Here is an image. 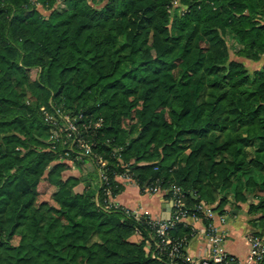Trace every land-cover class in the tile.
Masks as SVG:
<instances>
[{"label":"trees","instance_id":"trees-1","mask_svg":"<svg viewBox=\"0 0 264 264\" xmlns=\"http://www.w3.org/2000/svg\"><path fill=\"white\" fill-rule=\"evenodd\" d=\"M263 55L264 0H0V264H151L146 218L104 210L87 175L77 193L53 165L51 103L102 120L110 181L175 185L189 213L253 199L264 222V65L237 61Z\"/></svg>","mask_w":264,"mask_h":264},{"label":"built area","instance_id":"built-area-1","mask_svg":"<svg viewBox=\"0 0 264 264\" xmlns=\"http://www.w3.org/2000/svg\"><path fill=\"white\" fill-rule=\"evenodd\" d=\"M45 124L50 133L47 143L51 151L58 146L63 149L64 156H71L74 162H81L88 157L95 166L99 188L104 195V210H120L125 215L139 221L146 218L145 226L150 233L145 240V252L154 264H264V234L254 232L248 240V251L244 258H237L226 250L227 234L222 229L227 215H218L211 206L200 201L195 205L194 213L185 208L184 194L178 187L164 189L169 194V220L142 215L138 211L129 210L118 204L117 196H113V188L123 189L135 185L146 195H162L159 182L139 187L128 169L122 172L112 171V181L108 173V161L97 152L99 148L96 135L102 127V120L91 114L82 112L70 113L50 105V110L41 108ZM109 146V140H106ZM122 149H114L119 153ZM117 161L120 155L117 154ZM80 160V161H79ZM112 183V184H111ZM187 222V223H184ZM187 225L189 232L182 237H174L171 232L176 224ZM194 248V253L190 249ZM189 249V251H188Z\"/></svg>","mask_w":264,"mask_h":264},{"label":"crops","instance_id":"crops-1","mask_svg":"<svg viewBox=\"0 0 264 264\" xmlns=\"http://www.w3.org/2000/svg\"><path fill=\"white\" fill-rule=\"evenodd\" d=\"M262 58H264V55ZM83 186V184H78L75 188L76 192L81 193L82 189H84ZM116 201L119 205L132 211H138L142 215L147 214L150 217L162 220H167V217L170 216V203L164 195H146L135 185H129L124 188L117 195ZM252 203L255 202L248 200L245 204H240L242 212L237 209L234 210L237 212L232 211L231 213L224 214L227 215L226 222L222 226V229L227 234L226 250L237 258H244L246 256L249 237L258 231L256 228L254 229L252 222H250L253 218L249 215V204ZM217 214L220 215L219 213ZM190 251L194 253V248L192 247Z\"/></svg>","mask_w":264,"mask_h":264},{"label":"rangeland","instance_id":"rangeland-1","mask_svg":"<svg viewBox=\"0 0 264 264\" xmlns=\"http://www.w3.org/2000/svg\"><path fill=\"white\" fill-rule=\"evenodd\" d=\"M228 44L230 46V43H228ZM232 59H236V58L233 57ZM237 61L240 62V63H242V64H244L250 72L251 71H254V70H256V69H258V68H260V67H262L264 65V58H262V57H261V59L258 62H252V61H249V60H246V59H243V58H237ZM50 102H51V100H50ZM51 104H53V103H51ZM41 108L46 109L47 107L46 106H42ZM41 108L39 109L40 110V113L42 112L41 111ZM47 109L50 110V107L47 108ZM47 130H48V136H49L50 129H47ZM48 136H47V138L45 140V143H46L47 146H49V144L47 143ZM57 149H58V147L56 148V150H54V152H56ZM245 151L248 153L249 156L252 155V148H246ZM63 153H60L58 160L53 163V165L56 164V163H63L66 166V171L63 172V174H62L63 181L64 180L65 181L68 180V182H73V179L76 178V181H75L76 184L78 183V184H83L84 185V182L82 181V179H83V177H86V175H87L88 176V179H89V183L91 185V189L92 190L99 189L98 173H97V170H96L95 166L90 161V159L88 157H83L82 158V163L80 162V164L77 165L79 163L78 161L74 162L72 160V156H64ZM134 181H136V180H134ZM156 182H159L160 183L159 180H157ZM76 186L74 187V191L75 192L77 191V190H75ZM159 187L161 188L160 184H159ZM170 187H177V186L171 185ZM82 191H83V189H82ZM161 191H163L162 193L165 195L164 189L161 188ZM48 198H49V196L48 195H45L43 193L42 196H39L38 197V200H43V199H48ZM243 204H245V203H243ZM207 205L210 206V204H207ZM237 209H239V211H240L241 210V206H239ZM241 212H242V210H241ZM241 212H240V214H241ZM252 224H253L254 229L256 228V230H258L261 234L262 233L264 234V222L263 221H254V222H252ZM17 241H18V238L15 237L14 240L12 241V244H16ZM145 245L146 244L144 243L143 244V247H142L143 251H145V249H144L145 248ZM144 254L148 258L146 252H144ZM150 261H151V264H154L152 262V260H150Z\"/></svg>","mask_w":264,"mask_h":264},{"label":"water","instance_id":"water-1","mask_svg":"<svg viewBox=\"0 0 264 264\" xmlns=\"http://www.w3.org/2000/svg\"><path fill=\"white\" fill-rule=\"evenodd\" d=\"M86 180V177H83L82 181L84 182ZM251 201H253V199H250ZM237 212V211H234ZM167 220H169V217H167Z\"/></svg>","mask_w":264,"mask_h":264}]
</instances>
